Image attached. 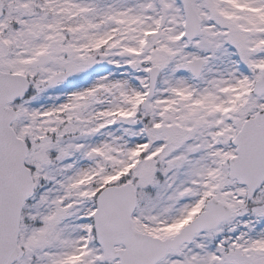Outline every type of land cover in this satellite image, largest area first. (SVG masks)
I'll list each match as a JSON object with an SVG mask.
<instances>
[{"label":"snow or ice","instance_id":"6c2138e0","mask_svg":"<svg viewBox=\"0 0 264 264\" xmlns=\"http://www.w3.org/2000/svg\"><path fill=\"white\" fill-rule=\"evenodd\" d=\"M0 264H264V0H0Z\"/></svg>","mask_w":264,"mask_h":264}]
</instances>
